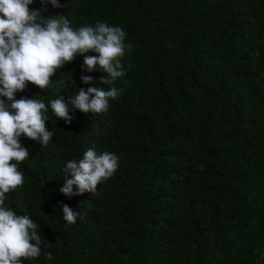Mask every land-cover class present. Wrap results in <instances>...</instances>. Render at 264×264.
Here are the masks:
<instances>
[{"label":"trees","instance_id":"trees-1","mask_svg":"<svg viewBox=\"0 0 264 264\" xmlns=\"http://www.w3.org/2000/svg\"><path fill=\"white\" fill-rule=\"evenodd\" d=\"M60 3L29 7L74 29L121 26L132 48L106 113L72 109L68 125L49 108L50 144L21 137L25 182L5 203L37 222L47 245L24 264H264V0ZM82 63L77 55L52 77L72 75L67 89L29 82L16 98L67 100L91 86L82 75L110 87ZM93 145L120 157L117 171L94 195H64L63 167ZM63 204L81 213L75 224Z\"/></svg>","mask_w":264,"mask_h":264},{"label":"clouds","instance_id":"clouds-1","mask_svg":"<svg viewBox=\"0 0 264 264\" xmlns=\"http://www.w3.org/2000/svg\"><path fill=\"white\" fill-rule=\"evenodd\" d=\"M33 3L34 0H0V264H24L25 260L39 258L44 245L40 225L5 203L7 194L25 182L19 165L29 158V149L21 143V137L41 147L50 144L55 132L46 127L49 108L68 125L75 118L72 109L92 115L106 113L110 101L118 100L123 91L114 82L126 75L122 60L132 48L125 42L126 32L121 26L97 21L94 26L74 29L65 15L44 17L39 9L29 7ZM40 3H50L53 8L64 6L60 0ZM77 55L83 56L82 71L104 74L98 79L110 86L107 90L96 86L97 78L82 75L81 82L91 86L78 88L67 100L64 95L48 103L35 97L16 98L29 82L40 91L54 85L67 89L66 81L72 80V75L59 81L52 77ZM119 160L113 152H98L95 145L89 147L79 160L66 162L59 191L68 197L85 192L94 195L98 185L115 174ZM80 216L79 211L62 205V217L68 224H75ZM45 255L49 261L54 259L50 251Z\"/></svg>","mask_w":264,"mask_h":264}]
</instances>
